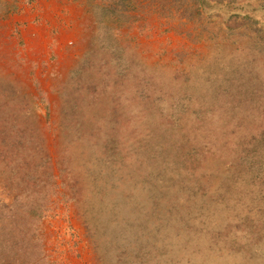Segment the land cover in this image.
<instances>
[{
    "label": "rangeland",
    "instance_id": "1",
    "mask_svg": "<svg viewBox=\"0 0 264 264\" xmlns=\"http://www.w3.org/2000/svg\"><path fill=\"white\" fill-rule=\"evenodd\" d=\"M261 18L0 0V135H43L70 180L39 227L50 264H264Z\"/></svg>",
    "mask_w": 264,
    "mask_h": 264
},
{
    "label": "trees",
    "instance_id": "2",
    "mask_svg": "<svg viewBox=\"0 0 264 264\" xmlns=\"http://www.w3.org/2000/svg\"><path fill=\"white\" fill-rule=\"evenodd\" d=\"M201 1L205 9L229 11V15L253 12L261 15L264 27V6L230 9L218 0L211 5ZM245 3V4H246ZM245 11V12H244ZM13 129H17L16 127ZM58 161V177L43 135L30 139L23 133L10 137L0 135V182L13 192L10 203L0 202V264H50L43 251L40 223L50 210V195L57 186L68 194L70 180Z\"/></svg>",
    "mask_w": 264,
    "mask_h": 264
}]
</instances>
